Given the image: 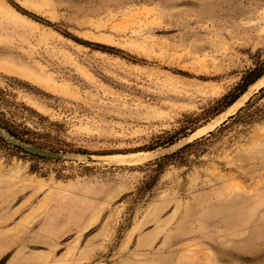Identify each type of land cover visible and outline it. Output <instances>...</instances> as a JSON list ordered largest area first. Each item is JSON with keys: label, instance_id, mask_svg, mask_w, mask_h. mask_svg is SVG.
I'll return each mask as SVG.
<instances>
[{"label": "rangeland", "instance_id": "1", "mask_svg": "<svg viewBox=\"0 0 264 264\" xmlns=\"http://www.w3.org/2000/svg\"><path fill=\"white\" fill-rule=\"evenodd\" d=\"M263 71L264 0H0V264H264Z\"/></svg>", "mask_w": 264, "mask_h": 264}, {"label": "water", "instance_id": "2", "mask_svg": "<svg viewBox=\"0 0 264 264\" xmlns=\"http://www.w3.org/2000/svg\"><path fill=\"white\" fill-rule=\"evenodd\" d=\"M264 87V71L255 79L253 80L228 106L226 110L222 112V114L213 121L211 124L210 130L216 129L218 126L225 123L229 120L236 112L241 110L256 94H258ZM193 139L197 137L196 134L193 135ZM0 137L5 139L6 141L17 145L24 150L34 153L36 155L45 154V150L43 147L36 145L35 143L24 139L23 137L17 135L16 133L12 132L4 125L0 123ZM177 144H180L177 142ZM175 149L172 146H169L167 149L161 150L159 152V156H165Z\"/></svg>", "mask_w": 264, "mask_h": 264}, {"label": "trees", "instance_id": "3", "mask_svg": "<svg viewBox=\"0 0 264 264\" xmlns=\"http://www.w3.org/2000/svg\"><path fill=\"white\" fill-rule=\"evenodd\" d=\"M243 109V108H242ZM241 109V110H242ZM2 140H5V139H3L2 137H0ZM15 147H17V148H19V149H21V150H23V151H25L23 148H21V147H19V146H17V145H14ZM150 148H152V146L150 147ZM56 151H61V149H56ZM28 152V151H27ZM79 152H81V153H89L87 150H85V149H80L79 150ZM110 153V152H109Z\"/></svg>", "mask_w": 264, "mask_h": 264}, {"label": "bare ground", "instance_id": "4", "mask_svg": "<svg viewBox=\"0 0 264 264\" xmlns=\"http://www.w3.org/2000/svg\"><path fill=\"white\" fill-rule=\"evenodd\" d=\"M216 120V119H215ZM213 123V122H212ZM205 128V127H204ZM206 129V128H205ZM49 152L48 150H45V153ZM134 156V155H138V153H133V154H130V155H121V157H126V156Z\"/></svg>", "mask_w": 264, "mask_h": 264}]
</instances>
